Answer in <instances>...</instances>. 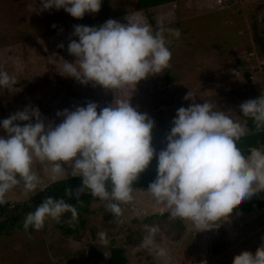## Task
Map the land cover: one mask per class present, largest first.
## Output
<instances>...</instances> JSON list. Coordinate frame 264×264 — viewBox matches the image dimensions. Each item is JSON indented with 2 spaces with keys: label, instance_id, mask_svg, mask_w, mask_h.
I'll use <instances>...</instances> for the list:
<instances>
[{
  "label": "rangeland",
  "instance_id": "1",
  "mask_svg": "<svg viewBox=\"0 0 264 264\" xmlns=\"http://www.w3.org/2000/svg\"><path fill=\"white\" fill-rule=\"evenodd\" d=\"M148 12L159 29L180 31L179 37L163 33L171 51L168 67L137 82L130 98L138 111L154 118V147H164L175 110L191 102L183 99L190 90L196 102L208 99L217 110L245 123L251 116H244L239 105L264 89V50L254 40L256 31L264 32V0H231L229 5L224 0H169L147 12L138 0H102L98 12L82 18L63 8L40 10V0H0V70L16 81L0 88V119L33 105L59 122L57 110L88 100L106 106L125 98L127 92L114 93L60 74V65L63 59H75L67 51L69 40L78 39L71 35L74 25L99 26L109 18L127 23V14L137 13L155 30ZM61 43L64 46L58 47ZM147 168H156L155 157ZM37 172L40 184L35 193L17 187L9 191L6 201L23 203L53 183L39 167ZM146 190L134 187V199L121 205L119 218L105 210V201L91 200L89 212L82 213L85 228L76 234L66 235L59 228L58 221H66L63 215L58 221L46 219L39 230L29 226L2 234L0 264H108L114 243L125 248L129 264H231L236 253L255 252L264 243V207L249 213L234 210L252 198L264 199V189L235 204L214 228L197 232L191 221L172 218ZM145 225L159 227L155 240L166 248V257H157L142 246ZM101 231L106 233V244L98 236Z\"/></svg>",
  "mask_w": 264,
  "mask_h": 264
},
{
  "label": "clouds",
  "instance_id": "2",
  "mask_svg": "<svg viewBox=\"0 0 264 264\" xmlns=\"http://www.w3.org/2000/svg\"><path fill=\"white\" fill-rule=\"evenodd\" d=\"M101 4L102 0H40V10L63 8L82 18L98 12ZM126 20L74 25L71 35L78 39L69 40L67 51L75 59H63L59 71L81 84L91 82L114 93L127 92L125 98L113 99L106 106L88 100L57 110L59 122L33 105L0 119V204L17 187L35 193L39 167L53 182L60 176H80L78 191L90 190L93 197L106 202L105 210L119 218L121 205L134 199L133 182L155 157L156 176L146 190L154 203L163 205L172 218L191 221L196 232L214 228L235 204L264 189V146L242 150L238 141L246 134V122L217 110L208 99L196 102L190 90L183 99L191 102L175 110L164 147L157 150L152 143L154 118L138 111L130 98L137 82L168 67L171 51L163 33L179 37L180 31L154 30L137 13L127 14ZM15 82L14 76L0 70V88ZM239 108L253 118L256 129L264 127V89ZM61 162L70 167L66 169ZM66 212L76 219L73 205L48 196L27 213L23 228L39 230L46 219L58 221ZM117 222L125 223L123 219ZM145 229L142 246L157 257H166V248L155 240L159 227L145 225ZM98 236L107 243L105 232ZM231 264H264V243L255 252L236 253Z\"/></svg>",
  "mask_w": 264,
  "mask_h": 264
},
{
  "label": "trees",
  "instance_id": "3",
  "mask_svg": "<svg viewBox=\"0 0 264 264\" xmlns=\"http://www.w3.org/2000/svg\"><path fill=\"white\" fill-rule=\"evenodd\" d=\"M140 5L146 10L152 6H157L162 3H166L169 0H138ZM148 17L152 25L156 29H159L153 19V14L148 12ZM259 32V31H258ZM255 32V42L264 50V32L259 34ZM255 121L252 117L246 120L247 131L238 141V146L242 150H247L250 147L264 146V127L256 129ZM156 168H146L141 172L136 181L133 182V187H148L149 182L155 179ZM82 186V178L80 176H71L66 179L55 181L48 184L41 191L35 194L31 199L20 203L11 204L6 201L0 204V236L2 234H8L11 231H19L23 228V221L27 213L34 211L37 205L46 197L51 196L54 199L62 198L65 202L73 205L77 210V217L75 220L71 218V213L66 212L63 216L66 217V221L59 220V228L66 234H76L85 228L86 219L82 216V213L89 212V204L91 200L100 201L98 197H93L90 194V190L84 189L82 192L78 191V188ZM264 207V199L252 198L245 202L240 203L234 210L240 212H254ZM108 264H129L128 256L126 255L125 248L111 244L109 247Z\"/></svg>",
  "mask_w": 264,
  "mask_h": 264
},
{
  "label": "water",
  "instance_id": "4",
  "mask_svg": "<svg viewBox=\"0 0 264 264\" xmlns=\"http://www.w3.org/2000/svg\"><path fill=\"white\" fill-rule=\"evenodd\" d=\"M225 2H226L227 4H230V3H231V0H225Z\"/></svg>",
  "mask_w": 264,
  "mask_h": 264
},
{
  "label": "bare ground",
  "instance_id": "5",
  "mask_svg": "<svg viewBox=\"0 0 264 264\" xmlns=\"http://www.w3.org/2000/svg\"><path fill=\"white\" fill-rule=\"evenodd\" d=\"M244 230V229H243Z\"/></svg>",
  "mask_w": 264,
  "mask_h": 264
}]
</instances>
